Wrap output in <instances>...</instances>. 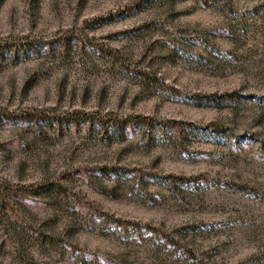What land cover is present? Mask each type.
<instances>
[{
    "label": "rangeland",
    "instance_id": "1",
    "mask_svg": "<svg viewBox=\"0 0 264 264\" xmlns=\"http://www.w3.org/2000/svg\"><path fill=\"white\" fill-rule=\"evenodd\" d=\"M0 264H264V0H0Z\"/></svg>",
    "mask_w": 264,
    "mask_h": 264
}]
</instances>
